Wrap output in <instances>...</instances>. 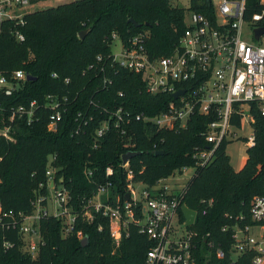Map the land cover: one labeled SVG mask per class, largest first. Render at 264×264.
<instances>
[{"label":"trees","instance_id":"obj_1","mask_svg":"<svg viewBox=\"0 0 264 264\" xmlns=\"http://www.w3.org/2000/svg\"><path fill=\"white\" fill-rule=\"evenodd\" d=\"M245 4V19L264 8L258 0H246ZM191 9L209 16L206 8L192 3ZM23 19L22 26L8 20L0 23V71L20 69L34 77L24 82L13 101L27 104L57 93L67 96V102L56 130L47 128L49 113L38 110L32 124L14 123L10 140L0 136V206L3 212L12 213L16 222L19 214L31 215L34 203L44 197L40 195L50 190L46 171L49 158H53L54 186L66 191V208L74 222L72 230L64 233L63 217L42 216L34 258L26 251L18 229L0 227V264H143L149 247L146 237L127 223L115 246L108 217L95 211L89 201L99 186L110 182L108 203L113 205L116 198L122 203L128 183L151 189L158 181L180 174L183 168L194 169L181 202L195 213L190 229L209 234L225 254L219 264H230L229 234L219 231L230 223L224 215L246 216L250 201L264 197V116L259 114V105L252 102L249 106L253 145L245 150V162L237 171L229 164L225 153L229 142L225 140L206 165H195L193 155L211 147L202 136L214 120L211 115L194 114L184 128L174 130H157L142 122L132 123L125 135L111 128L94 144L96 129L116 107L121 106L129 115L153 117L172 99L169 93L146 92L139 74L117 65L111 68V59H106L111 33L124 42L145 32L148 55H166L184 28L183 8L171 0H72L26 12ZM256 25L264 29V19ZM15 29L24 35L23 41L16 39L12 33ZM83 30L87 32L81 39L78 35ZM99 54L103 62L95 64ZM91 64L93 68H89ZM102 64L105 73L99 71ZM230 125L238 129V119L233 118ZM6 126L0 119V129ZM128 151L140 153L127 161L132 175L129 181L120 162ZM158 151L162 154L156 155ZM107 168L112 170L110 177L105 176ZM88 171L92 173L89 178ZM45 205L43 199L40 208ZM85 213L91 220H86ZM135 216L139 217L136 209ZM83 239L87 240L84 247ZM5 243L11 248L5 249ZM235 264H247V258L243 255Z\"/></svg>","mask_w":264,"mask_h":264},{"label":"built area","instance_id":"obj_2","mask_svg":"<svg viewBox=\"0 0 264 264\" xmlns=\"http://www.w3.org/2000/svg\"><path fill=\"white\" fill-rule=\"evenodd\" d=\"M245 1L188 0V7L183 9L184 28L176 45L166 55H148L144 44L145 32L133 35L124 42L112 32L110 54L106 58L111 59V68L117 65L139 74L145 91L150 94L169 93L171 96L176 90L181 89L183 92L176 98L171 96L172 99L164 105L162 111L153 117L129 115L121 106L116 107L96 129L94 144L111 128L120 130V134L125 135L132 123L142 122L151 124L157 130H174L184 128L187 120L194 114L211 115L214 120L202 134L211 147L193 155L195 165L202 167L211 160L217 145L222 140L227 141L232 131H236L230 125L233 118L238 119L239 128L251 130L249 106L252 102L259 105V114L264 116V47L242 38L241 28L243 24L249 25L253 38V29L258 27L256 22L264 19V8L245 19ZM30 2L31 0H0V23L8 20L14 21L16 26L24 25L23 16L26 12L20 11ZM192 3L206 8L209 16L191 9ZM258 4L264 6V0H258ZM12 33L17 40H24V35L18 29L12 30ZM113 40L117 41L115 52L111 50ZM103 59L102 55H97L95 64L102 63ZM93 67V64L89 65V68ZM99 71L105 73L104 64ZM26 75L20 69L10 73L0 71V119L7 123L6 127L0 129V136L6 140L12 138L14 123L24 121L27 125L32 124L38 110L49 113L47 128L56 130L67 102L65 95L48 93L42 101L32 99L27 104L15 103L13 96L23 87ZM52 76L56 77V74L53 73ZM105 82L106 79L103 83ZM86 124L85 121L84 125ZM234 135L232 133L233 137ZM243 139L246 149L253 145L251 131ZM52 160L53 158H49L48 161L47 184L55 194L60 217H70L65 232L68 233L72 230L74 217L69 215L66 208V191L54 186L55 170ZM121 167L126 170V180L129 181L132 175L127 170V162L121 164ZM185 170L183 168L181 173ZM111 174V168H107L105 176L110 177ZM91 176L92 173L88 171L87 177ZM131 186V183L126 186L128 200H123L122 203L116 198L111 205L108 203L109 197L105 202H94L101 194L109 193L110 182L99 186L89 201L95 211L108 217L110 235L115 246L119 242L121 229H125L129 223L149 242L143 264H219L224 259L225 254L220 244L211 241L209 234H198L190 229L194 224L195 213L191 225L184 227V219L180 213V207H186L181 203L184 187L178 193L166 191L165 187L144 188L140 192L142 204L135 199ZM42 201L43 199H38L34 203L35 209L31 215L19 214L18 222L12 213L3 212L0 206V227L18 229L24 238L25 249L32 258L36 256L40 244L37 227L39 219L49 216L44 208L37 210ZM207 206H210V201ZM135 209L138 210L139 217L135 216ZM84 217L91 220L89 213H85ZM224 218L230 223L223 225L219 231L229 234L230 264H235L243 255L247 258V264H264V197H256L250 201L246 216L224 215ZM3 246L5 249L11 248L8 243Z\"/></svg>","mask_w":264,"mask_h":264},{"label":"rangeland","instance_id":"obj_3","mask_svg":"<svg viewBox=\"0 0 264 264\" xmlns=\"http://www.w3.org/2000/svg\"><path fill=\"white\" fill-rule=\"evenodd\" d=\"M72 0H36L33 2H30L27 6H25L20 12H31L39 9H43L46 7L55 6L60 3L68 2ZM173 5H176L180 8L186 9L188 7V0H171ZM187 14V12H185ZM241 37L245 38L246 40L258 44L262 47H264V33L259 37L258 40H255L250 35V27L247 24H243L241 28ZM117 49V41L113 40L111 50L115 52ZM250 129L243 127L238 128L236 131H232V133H235L234 137L232 136V133L228 136L227 141L229 142L228 145L225 148V153L229 158V164L232 167V169H237L239 164L242 163L244 157H245V149L244 141H242V138H247L250 135ZM194 169L188 168L185 171H183L180 174H176L171 178H167L164 181H158L156 185L154 186V189H162L166 188V191H173L175 193H178L181 188H183L187 182V180L193 175ZM131 188L135 192V199L140 201L143 204V201H141L140 192L145 187L142 184H132ZM44 196L43 199L46 201V205L44 207V211L47 212L48 215L60 217V210H58V205H56V199L55 194L52 191H48L47 195H40ZM111 196L110 193L108 194H101L99 196V199H95V203L98 202V200H101L103 202L106 201V198ZM37 210L40 211V207H37ZM62 218V217H61ZM64 219V233L67 231L68 227L67 224L69 223L70 217L63 216Z\"/></svg>","mask_w":264,"mask_h":264},{"label":"water","instance_id":"obj_4","mask_svg":"<svg viewBox=\"0 0 264 264\" xmlns=\"http://www.w3.org/2000/svg\"><path fill=\"white\" fill-rule=\"evenodd\" d=\"M128 21L131 22L132 24L136 25L132 19L129 18ZM86 32H87V30H83V31L79 32V35H78L79 38L82 39ZM263 32H264V29L261 26L255 27L253 29V38L255 40H258V38L260 37V35H262ZM26 79L27 80H32V79H34V77L29 75V74H27L26 75ZM182 92H183V90H181V89L176 90L175 92H173L171 94V96H172V98H176ZM139 154H140L139 152L128 151V152L124 153L123 155H121L120 162H121V164H125L130 158L135 157V156H137ZM155 154L156 155H161L162 152L158 151V152H155ZM127 200H128V196L125 195L124 201H127ZM180 213H181V215H182V217L184 219V227L190 226L191 223H192L193 217H194V212L189 210V209H187L184 206H181L180 207ZM86 243H87L86 239H83L81 241V244H82L83 247L86 245Z\"/></svg>","mask_w":264,"mask_h":264},{"label":"crops","instance_id":"obj_5","mask_svg":"<svg viewBox=\"0 0 264 264\" xmlns=\"http://www.w3.org/2000/svg\"><path fill=\"white\" fill-rule=\"evenodd\" d=\"M242 139H243V138H242ZM245 159H246V156L244 157L242 163L239 164L238 168H237L236 170H235V169H233V170H234V171H237V170L241 169V167L243 166V164H244V162H245ZM163 181H164V180H163Z\"/></svg>","mask_w":264,"mask_h":264}]
</instances>
